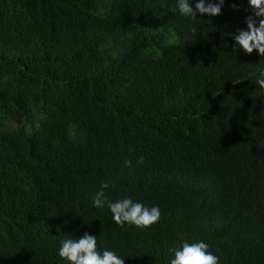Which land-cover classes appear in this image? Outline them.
I'll list each match as a JSON object with an SVG mask.
<instances>
[{
    "label": "clouds",
    "instance_id": "clouds-1",
    "mask_svg": "<svg viewBox=\"0 0 264 264\" xmlns=\"http://www.w3.org/2000/svg\"><path fill=\"white\" fill-rule=\"evenodd\" d=\"M141 6L142 30L119 49L131 76L143 86L158 85V102L190 89L187 100L197 114H165L110 142L94 173L96 219L89 230L63 236L59 257L68 264H131L139 255L137 264H264V156L258 168L244 170L261 144L247 158L241 152L264 130V0H148ZM172 22L194 23L190 36L176 41ZM239 56L254 66L236 80L232 99L215 64ZM62 95L55 87L46 97ZM242 98L246 103L236 104ZM245 108L248 114H242ZM179 138L185 140L182 151L169 145ZM187 165L194 167L192 190ZM234 167L260 185L249 222L234 220L237 231L214 223V199L247 200L238 174L230 176ZM134 177L150 187L140 200L116 189Z\"/></svg>",
    "mask_w": 264,
    "mask_h": 264
},
{
    "label": "trees",
    "instance_id": "trees-1",
    "mask_svg": "<svg viewBox=\"0 0 264 264\" xmlns=\"http://www.w3.org/2000/svg\"><path fill=\"white\" fill-rule=\"evenodd\" d=\"M147 1L0 0V264H68L59 257L61 240L77 235L69 234L75 230H89L95 221L91 201L99 188L94 173L110 142L165 114L184 119L197 114L186 87L158 102L159 86L146 87L132 77L119 50L123 40L142 30L144 21L137 17ZM172 23L176 41L190 36L194 23ZM251 66L242 56L216 62V77L232 99L236 80L249 75ZM55 87L63 95L46 97ZM248 112L245 108L242 114ZM82 116L89 119L82 122ZM255 135L244 144L242 157L259 144L260 151L244 170L257 167L264 156V130ZM184 142L179 138L169 145L182 151ZM193 172L187 165L190 190ZM237 174L247 200L224 204L214 199V223L235 231L234 220L249 222L260 187L255 177L234 167L230 176ZM116 189L134 200L150 191L135 177L127 188ZM142 256L131 264L142 262Z\"/></svg>",
    "mask_w": 264,
    "mask_h": 264
},
{
    "label": "bare ground",
    "instance_id": "bare-ground-1",
    "mask_svg": "<svg viewBox=\"0 0 264 264\" xmlns=\"http://www.w3.org/2000/svg\"><path fill=\"white\" fill-rule=\"evenodd\" d=\"M120 48V47H119ZM122 53V52H121ZM80 119V121H82V122H84V121H86V120H88L89 119V117H84V116H82V117H80L79 118ZM142 195V194H141ZM143 196V195H142ZM236 216H237V214H236ZM77 234H79V231H77ZM233 258V257H232Z\"/></svg>",
    "mask_w": 264,
    "mask_h": 264
}]
</instances>
